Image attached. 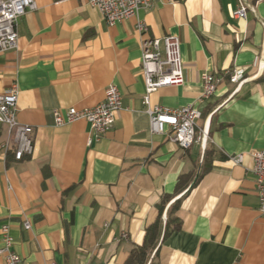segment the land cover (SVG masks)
I'll return each instance as SVG.
<instances>
[{
	"label": "crops",
	"instance_id": "obj_1",
	"mask_svg": "<svg viewBox=\"0 0 264 264\" xmlns=\"http://www.w3.org/2000/svg\"><path fill=\"white\" fill-rule=\"evenodd\" d=\"M36 1L19 19L18 48L0 53V93L18 84L17 120L34 128L35 145L16 159L0 123V246L8 224L23 264H124L143 244L162 194L197 172L209 149L212 167L182 201V228L155 262L264 264L252 171V153L264 150V0H241L245 19L234 14L240 0H153L114 25L87 0ZM168 34L180 37L184 82L152 92L150 105L198 107L205 145L182 148L151 131L141 42ZM237 68L247 80L235 91L227 73ZM204 73L225 80L201 101ZM112 84L122 109L99 139L88 144L86 120L55 123L56 109L95 106Z\"/></svg>",
	"mask_w": 264,
	"mask_h": 264
},
{
	"label": "built area",
	"instance_id": "obj_2",
	"mask_svg": "<svg viewBox=\"0 0 264 264\" xmlns=\"http://www.w3.org/2000/svg\"><path fill=\"white\" fill-rule=\"evenodd\" d=\"M96 7L109 25H114L127 18L136 16L141 9L152 6L153 0H87ZM38 8L36 0H0V53L14 50L19 45L18 24L19 19L29 11ZM238 18L247 17V8L240 0L234 12ZM138 30L144 33L148 30L143 21H139ZM142 71L145 78L146 96L150 115V128L152 133H168L169 138L182 148H188L195 143L203 145L209 139L206 128L199 134L198 121L202 111L190 104L177 109L163 106H151L149 95L159 88L178 85L184 82V68L181 52L180 37L173 34L160 38H146L141 42ZM246 71L237 68L227 73L229 81L236 84L235 91L241 89L247 80ZM225 80L224 76L217 77L212 73L202 76L203 93L201 101L214 95L219 85ZM19 87L15 82L9 89L0 93V123L8 128V141L5 148L14 147L16 159H22L26 154H32L34 145V128L22 125L17 120V104L19 100ZM122 109V94L114 84L105 90L104 100L92 107L78 109L70 107L65 110L56 109L54 112L55 123L59 126L77 120H86L91 127L93 136L88 139V144L97 140L113 128L117 114ZM254 160L253 173L255 176V190L259 198V210L264 214V150H255L252 153ZM236 163H242L244 155L232 157ZM165 219V218H164ZM25 229L29 230L32 224L29 220L24 222ZM2 245L0 255L5 264H23L22 257L15 250L14 237L10 225L2 227Z\"/></svg>",
	"mask_w": 264,
	"mask_h": 264
},
{
	"label": "trees",
	"instance_id": "obj_3",
	"mask_svg": "<svg viewBox=\"0 0 264 264\" xmlns=\"http://www.w3.org/2000/svg\"><path fill=\"white\" fill-rule=\"evenodd\" d=\"M211 167L210 150L206 149L204 160L198 167V171L182 174L178 178L174 191L162 194L157 204V218L146 226L143 244L136 245L132 249L124 264H157L155 259L163 241L182 228V219L177 214L182 201ZM164 214H166L165 219Z\"/></svg>",
	"mask_w": 264,
	"mask_h": 264
}]
</instances>
